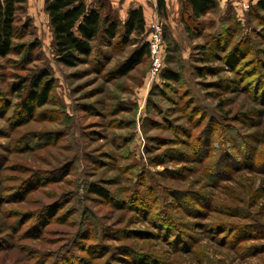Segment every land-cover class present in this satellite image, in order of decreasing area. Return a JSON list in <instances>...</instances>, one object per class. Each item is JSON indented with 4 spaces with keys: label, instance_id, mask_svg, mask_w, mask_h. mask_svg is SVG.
<instances>
[{
    "label": "rangeland",
    "instance_id": "obj_1",
    "mask_svg": "<svg viewBox=\"0 0 264 264\" xmlns=\"http://www.w3.org/2000/svg\"><path fill=\"white\" fill-rule=\"evenodd\" d=\"M180 1L155 0L144 38L162 23L177 82L149 83V57L121 75L138 46L102 39L65 68L44 0L18 8L26 49L0 59V264H264V15L215 0L195 22ZM36 68L52 94L20 118L10 85Z\"/></svg>",
    "mask_w": 264,
    "mask_h": 264
},
{
    "label": "trees",
    "instance_id": "obj_2",
    "mask_svg": "<svg viewBox=\"0 0 264 264\" xmlns=\"http://www.w3.org/2000/svg\"><path fill=\"white\" fill-rule=\"evenodd\" d=\"M24 2L25 0H0V59L20 55L26 49L25 45L14 43L15 39L22 36L17 30L15 14ZM180 6L181 12L185 14L186 10L190 19L196 22L206 13L216 9L217 3L215 0H181ZM250 6L254 14L264 15V0L251 3ZM163 8L162 0H157V10ZM44 12L52 33V49L56 62L65 68H72L91 57L94 51L93 43L98 39L116 41L117 52L124 51L128 46H138L119 71L121 75H125L149 57L141 8L130 10L125 22L119 21L110 5L103 0L94 7L87 5L85 0H44ZM181 21H184V17H181ZM185 29L190 34L186 24ZM160 76L165 82L178 81V75L169 70L161 72ZM197 76L203 77L201 72H197ZM52 90L53 79L45 68H36L31 74L19 78L16 83L10 85L9 91L19 101L16 115L20 118L33 116L35 109L48 104ZM89 193L106 196L103 190L94 185L89 188ZM74 259L67 255L62 263L53 264H78Z\"/></svg>",
    "mask_w": 264,
    "mask_h": 264
},
{
    "label": "crops",
    "instance_id": "obj_3",
    "mask_svg": "<svg viewBox=\"0 0 264 264\" xmlns=\"http://www.w3.org/2000/svg\"><path fill=\"white\" fill-rule=\"evenodd\" d=\"M102 0H85L86 4L89 6H97L98 2ZM106 1L113 13L116 15L119 21L125 22L128 17L130 10L141 8L143 12V17L145 21V29L151 22L153 15L152 5L155 3V0H103ZM165 3L168 0H163ZM259 0H252V3H255Z\"/></svg>",
    "mask_w": 264,
    "mask_h": 264
},
{
    "label": "built area",
    "instance_id": "obj_4",
    "mask_svg": "<svg viewBox=\"0 0 264 264\" xmlns=\"http://www.w3.org/2000/svg\"><path fill=\"white\" fill-rule=\"evenodd\" d=\"M147 43L150 59V72L148 79L149 83H151L154 79H157L160 76L163 68V33L161 22L156 20L151 24Z\"/></svg>",
    "mask_w": 264,
    "mask_h": 264
}]
</instances>
